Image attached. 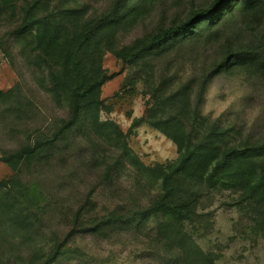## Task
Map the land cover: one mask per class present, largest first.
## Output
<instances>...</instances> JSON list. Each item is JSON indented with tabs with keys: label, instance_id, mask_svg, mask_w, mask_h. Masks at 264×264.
<instances>
[{
	"label": "rangeland",
	"instance_id": "obj_1",
	"mask_svg": "<svg viewBox=\"0 0 264 264\" xmlns=\"http://www.w3.org/2000/svg\"><path fill=\"white\" fill-rule=\"evenodd\" d=\"M46 1L53 6L62 2L83 8L91 17L109 9L114 14L119 1L118 14L126 26L118 35V47L122 48L187 21L210 9L215 0ZM229 6L217 23L195 24L194 31L177 37L167 52L150 54L147 62L140 64L144 69L140 78L138 69L105 54L102 69L113 77L101 87L100 119L111 120L128 133L132 121L145 116L151 102L146 93L154 80L156 84L164 82L169 91L190 88L193 107L199 102V120L193 125L199 133H192L198 140L218 129L228 133L222 145L244 148L264 143V0L249 14L241 13L238 1H230ZM16 19L0 20V91L18 84L34 108L20 125L0 117V182L18 177L25 188L17 193L15 206L22 208L32 223L28 233L0 234V264L166 263L173 255L159 241L158 218L145 220V215H137L153 199L155 186L122 162L117 171L106 175L109 167L99 166L103 162L96 157L104 156L107 164H113L117 154L96 147L89 135L70 137L66 155L52 164L13 171L1 161L3 151L17 147L16 138L36 128L49 136L60 119H66L35 80V76L41 79L40 75L20 55L14 36ZM127 143L148 167L177 158L175 145L144 121L130 129ZM195 192L199 195L197 216L188 234L202 251L215 264H264L260 218L256 209L243 201L242 193L205 186ZM113 210V225H108ZM93 226L101 228L100 232H92ZM55 248L64 253L48 262Z\"/></svg>",
	"mask_w": 264,
	"mask_h": 264
},
{
	"label": "trees",
	"instance_id": "obj_2",
	"mask_svg": "<svg viewBox=\"0 0 264 264\" xmlns=\"http://www.w3.org/2000/svg\"><path fill=\"white\" fill-rule=\"evenodd\" d=\"M230 1L240 2L239 10L243 14L254 12L260 3V0H215L210 9L185 22L119 48L118 35L126 29L122 25L124 17L118 14L121 12L119 1L114 14L109 9L98 17H91L85 9L65 6L62 2L53 6L46 0H0V20L17 17L14 36L20 55L40 75L41 79L35 76V80L48 93L54 107L66 115L49 136L36 128L16 138L17 147L3 151L1 161L13 171L23 166L52 164L66 155L63 153L70 137L80 133L89 135L96 147L108 148L117 154L113 164H107L104 156L96 157L103 162L99 166L109 167L106 175L117 171L122 162L155 186L153 199L137 215H145V220L158 218L159 241L173 255L164 264H215L188 234V227L197 216L199 195L195 189L199 186L242 193L247 206L256 209L260 218L258 227L264 233V143L244 148L222 145L228 133L218 129L198 140V135L192 133H199L193 128L199 120V102L194 108L190 88L169 91L164 82L156 84L153 80L146 93L151 102L145 116L134 119L128 130L129 133L144 121L171 141L177 158L164 164L145 166L130 150L128 133L115 122L101 120L99 116L103 109L101 87L113 77L102 69L105 54L110 53L138 69L140 78L144 73L141 65L150 54L167 52L172 41L193 32L195 24L217 23ZM210 77L204 79L201 94ZM0 108H3L0 117L16 126L29 119L34 105L17 84L6 92L0 91ZM22 188L25 187L16 175L0 182V234L30 231L28 226L32 220L29 223L27 214L15 206L16 195ZM111 214L106 220L108 225H113L116 212L113 210ZM91 229L95 233L101 230L96 226ZM63 253L55 248L47 261L52 263Z\"/></svg>",
	"mask_w": 264,
	"mask_h": 264
}]
</instances>
